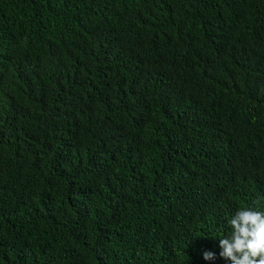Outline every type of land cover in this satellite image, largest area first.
<instances>
[{"label": "trees", "instance_id": "1", "mask_svg": "<svg viewBox=\"0 0 264 264\" xmlns=\"http://www.w3.org/2000/svg\"><path fill=\"white\" fill-rule=\"evenodd\" d=\"M246 208L264 0H0V264H230Z\"/></svg>", "mask_w": 264, "mask_h": 264}, {"label": "clouds", "instance_id": "2", "mask_svg": "<svg viewBox=\"0 0 264 264\" xmlns=\"http://www.w3.org/2000/svg\"><path fill=\"white\" fill-rule=\"evenodd\" d=\"M230 235L219 240L220 256L230 264H264V212L238 210L228 221ZM211 251L203 259L213 260Z\"/></svg>", "mask_w": 264, "mask_h": 264}]
</instances>
